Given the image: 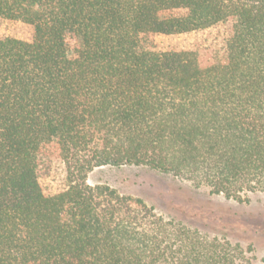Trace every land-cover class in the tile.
I'll use <instances>...</instances> for the list:
<instances>
[{"label": "trees", "instance_id": "1", "mask_svg": "<svg viewBox=\"0 0 264 264\" xmlns=\"http://www.w3.org/2000/svg\"><path fill=\"white\" fill-rule=\"evenodd\" d=\"M0 264H254L253 246L89 185L137 166L264 193V0H0ZM222 26L214 46L156 35Z\"/></svg>", "mask_w": 264, "mask_h": 264}, {"label": "rangeland", "instance_id": "2", "mask_svg": "<svg viewBox=\"0 0 264 264\" xmlns=\"http://www.w3.org/2000/svg\"><path fill=\"white\" fill-rule=\"evenodd\" d=\"M33 29L20 22L0 21V37L28 41ZM225 37L222 26L180 35H156L159 52L185 51L197 46H214ZM89 185L104 184L124 196L142 199L166 222L181 221L210 237L253 246L249 256L264 264V193L249 195L243 202L214 195L207 188H194L147 167H101L87 179Z\"/></svg>", "mask_w": 264, "mask_h": 264}]
</instances>
